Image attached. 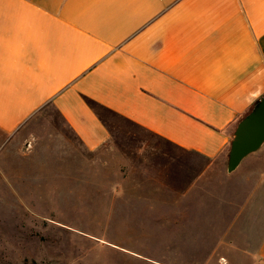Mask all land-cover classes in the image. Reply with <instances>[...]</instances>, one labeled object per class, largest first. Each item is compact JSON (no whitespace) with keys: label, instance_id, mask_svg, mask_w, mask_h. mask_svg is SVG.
Wrapping results in <instances>:
<instances>
[{"label":"crops","instance_id":"crops-1","mask_svg":"<svg viewBox=\"0 0 264 264\" xmlns=\"http://www.w3.org/2000/svg\"><path fill=\"white\" fill-rule=\"evenodd\" d=\"M262 96L264 0H0L7 165L28 149L86 173L94 153L127 175L113 189L175 204L167 225L189 206L180 237L197 204L200 216L214 203L201 235L223 239L213 264H264V145L227 170L237 124ZM253 219L263 229L249 243Z\"/></svg>","mask_w":264,"mask_h":264},{"label":"rangeland","instance_id":"rangeland-1","mask_svg":"<svg viewBox=\"0 0 264 264\" xmlns=\"http://www.w3.org/2000/svg\"><path fill=\"white\" fill-rule=\"evenodd\" d=\"M15 138L0 133V264H213L209 260L220 258L223 239L201 237L218 205L202 207L199 216L198 203L180 237L177 224H189V206L183 222L167 225L165 218L176 217L175 204L161 205L159 190L136 199L127 189H113L127 175L98 168L94 153L86 173L79 167L62 173L65 167L49 165L47 157L33 160L28 149L7 165ZM251 224L249 243H255L263 225Z\"/></svg>","mask_w":264,"mask_h":264},{"label":"water","instance_id":"water-1","mask_svg":"<svg viewBox=\"0 0 264 264\" xmlns=\"http://www.w3.org/2000/svg\"><path fill=\"white\" fill-rule=\"evenodd\" d=\"M263 145L264 96L255 102L252 110L237 124L228 153V172L235 171L248 155L260 150Z\"/></svg>","mask_w":264,"mask_h":264},{"label":"trees","instance_id":"trees-1","mask_svg":"<svg viewBox=\"0 0 264 264\" xmlns=\"http://www.w3.org/2000/svg\"><path fill=\"white\" fill-rule=\"evenodd\" d=\"M253 106H254V105H253ZM253 106L251 107V109H250L249 111H251V110H252Z\"/></svg>","mask_w":264,"mask_h":264}]
</instances>
